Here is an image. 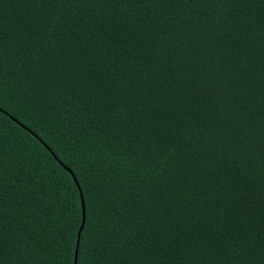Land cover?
I'll list each match as a JSON object with an SVG mask.
<instances>
[{"label":"trees","instance_id":"trees-1","mask_svg":"<svg viewBox=\"0 0 264 264\" xmlns=\"http://www.w3.org/2000/svg\"><path fill=\"white\" fill-rule=\"evenodd\" d=\"M70 9L0 0V264H74L82 224L81 264H264V0ZM137 192L143 234L83 223Z\"/></svg>","mask_w":264,"mask_h":264},{"label":"snow or ice","instance_id":"snow-or-ice-1","mask_svg":"<svg viewBox=\"0 0 264 264\" xmlns=\"http://www.w3.org/2000/svg\"><path fill=\"white\" fill-rule=\"evenodd\" d=\"M47 3H50L52 5H60L64 7L65 9H69L70 12V6L77 3V0H46ZM192 4L196 2V0H190ZM208 3H215L216 0H207ZM51 26V24L49 25ZM64 31H72V25L65 23L60 28V34H63ZM208 67L211 69L212 64L209 63ZM70 70V69H69ZM215 72L218 73V75H214L212 77L213 80H215L216 83H219L220 80H223L226 73L227 68L222 66H217L215 69ZM230 83H235V81H231ZM231 89L229 88L228 91ZM223 99H227V91H225ZM241 97L234 95L231 98L230 103L227 105L229 109H234L240 101ZM242 110V109H241ZM225 124H227L226 133H232L237 134L240 125L236 124L232 120H226ZM227 137H223L219 140V144L224 143V139ZM209 147H212L211 142L208 145ZM83 198V193H81V199ZM118 197H114V199L111 202L104 203L101 207L96 206L95 200L91 202V206L88 204H85L82 209V219L83 223L92 225L97 221L100 225L110 224L113 222V219L116 221V227L115 231L117 234H123L124 230L127 228L128 231L134 232V233H140L143 234V232L148 228V222L146 221L145 217L149 216V213L151 211L150 207L143 206L140 210H138V202H139V193L137 192L136 195H134L131 198V202L126 207H118L116 205V200ZM79 231L81 233H84V227L83 224L81 225ZM137 242H139V236H137ZM3 239L0 237V254H2L3 251ZM75 261L76 264H81L82 257L88 254L87 249L84 251H81L79 248L75 249Z\"/></svg>","mask_w":264,"mask_h":264},{"label":"water","instance_id":"water-1","mask_svg":"<svg viewBox=\"0 0 264 264\" xmlns=\"http://www.w3.org/2000/svg\"><path fill=\"white\" fill-rule=\"evenodd\" d=\"M82 208H83V202H82ZM79 235H80V231H78V235H77V245H76V248L75 249H77L78 248V243H79ZM75 253V252H74ZM74 264H76V261H75V254H74Z\"/></svg>","mask_w":264,"mask_h":264}]
</instances>
